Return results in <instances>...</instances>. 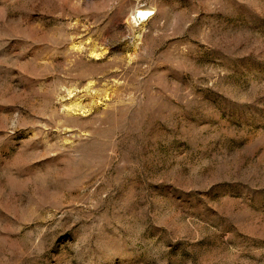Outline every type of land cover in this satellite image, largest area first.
Returning a JSON list of instances; mask_svg holds the SVG:
<instances>
[{
	"label": "rangeland",
	"instance_id": "374dc122",
	"mask_svg": "<svg viewBox=\"0 0 264 264\" xmlns=\"http://www.w3.org/2000/svg\"><path fill=\"white\" fill-rule=\"evenodd\" d=\"M0 264H264V0H0Z\"/></svg>",
	"mask_w": 264,
	"mask_h": 264
},
{
	"label": "bare ground",
	"instance_id": "6f19581e",
	"mask_svg": "<svg viewBox=\"0 0 264 264\" xmlns=\"http://www.w3.org/2000/svg\"><path fill=\"white\" fill-rule=\"evenodd\" d=\"M138 13H139V15L141 17H145L146 18V16H148L147 19L153 14V12H150V10H147V9H141V10L139 9L138 10Z\"/></svg>",
	"mask_w": 264,
	"mask_h": 264
}]
</instances>
